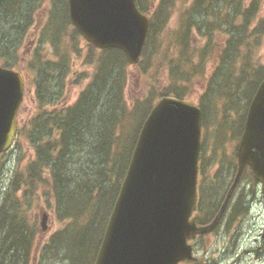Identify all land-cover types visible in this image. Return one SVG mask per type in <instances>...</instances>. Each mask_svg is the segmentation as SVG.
Segmentation results:
<instances>
[{"label":"trees","instance_id":"1","mask_svg":"<svg viewBox=\"0 0 264 264\" xmlns=\"http://www.w3.org/2000/svg\"><path fill=\"white\" fill-rule=\"evenodd\" d=\"M220 1L192 0L186 15L180 18L179 26L171 32L173 43L169 48H164L161 35L168 26L173 0H158L155 6L152 0H135L138 9L149 18V31L142 58L133 68L140 69L143 75L152 68H158L165 72L167 85L159 89L154 88L145 97L136 98L129 108L123 99L125 71L128 67L123 53L107 49L95 56L93 49L89 47L86 63H95L92 82L72 106L64 111H54L50 118L44 117V128L39 136L47 137L48 141L37 139L33 142L34 159L17 167L10 179L8 190L2 197L0 264H33L36 230L34 226L29 225L23 200L41 189L44 193L49 190L55 195L60 219L72 220L68 229L51 237L45 249V256H60L70 264H93L144 119L158 98L172 96L188 99L192 92V79L202 76L205 52H197L191 47L194 36H199L198 30L203 32L201 36L207 40L206 47H211L210 43L217 33L227 40L224 51L218 57L221 63L217 66V72L212 74L216 76L219 73V81L216 82L211 76L208 92H211L214 86L218 90L224 111L231 110L230 112L234 113L235 109L231 105L236 104L237 98L242 97L243 113L237 114L236 117L232 115L235 119L230 126L226 121L231 114L219 123L222 136H218V139L225 136L224 129L228 128L232 135L229 140H237L244 122L245 110L258 84L264 79V64L256 63L252 56L253 49L262 43L264 37V9L260 12L262 0H250L247 6L242 5L241 0H222L228 8L223 12ZM22 3L23 0H0V17L9 18L16 15ZM58 4L57 7L53 3L48 24L42 29L43 35L49 29L57 32V38L52 37V40H49L56 48V54L59 50L56 42L62 40L64 29L67 27L63 19L69 25L66 0H59ZM33 6L29 13L37 9L39 4ZM258 13L261 15L254 25L253 21ZM21 16L23 17V14ZM31 23L32 18L27 15L25 20L17 19L11 25L10 32L15 33L14 40L9 46L7 43L0 44L2 67L20 69L18 62L21 56H17V51L27 37ZM226 27H231L233 33L225 31ZM76 36L74 32L73 40ZM71 52L79 54L76 48ZM64 55L68 56V52L64 51ZM155 57L158 58L156 62ZM195 59L196 62H193ZM35 60L28 61L25 68L36 75L44 73ZM101 96L103 98H99ZM96 101L102 110L101 117L105 115L106 118L100 119L102 126L96 129V133H91L95 138L91 143L94 159L89 152L92 157L89 159L91 163L88 169L83 175L68 182L67 176L71 172L68 164L73 153L70 147L85 141V132L82 130L96 108ZM215 101H218V98H215ZM106 104L107 109L104 111ZM198 105L204 122V105ZM33 124H38V121H32L31 126ZM234 128L236 130L232 133ZM53 132H56L57 138L51 136ZM235 171L234 164V174ZM236 211L239 210L236 209L234 213Z\"/></svg>","mask_w":264,"mask_h":264},{"label":"rangeland","instance_id":"2","mask_svg":"<svg viewBox=\"0 0 264 264\" xmlns=\"http://www.w3.org/2000/svg\"><path fill=\"white\" fill-rule=\"evenodd\" d=\"M58 1L23 0L21 9L16 15H11L9 18L4 16L0 17V44L4 45L7 43L9 46L15 38V33L13 31L12 33L10 32L12 30L10 29L11 25L15 20H25L27 15H30L32 23L28 30L29 35L17 51V56H21L18 62L19 68L22 72H25L23 65L27 61L36 59L37 66H40L46 72H44L45 74L43 76L41 75L43 72L37 74L38 84L35 87H33L31 75H27L26 96L17 115L19 133L16 135L13 146L4 156L0 157V202L8 190L10 179L13 177L17 167L23 166L27 161L34 159L33 142L37 139H47V137L40 138L39 136V133L44 128L45 118H50L49 116L54 111H64L67 105L72 106L92 82V77L95 73V68L92 65L86 66L81 62L82 54L86 52V47L81 38H78V42L73 40L71 29H64L67 34L65 39L67 41L72 40L73 44L77 46V49L80 51V55L77 57L62 55L63 53L61 52L56 54V48L49 40H52V37L57 38V32H52L49 29L45 31L46 34L44 35L42 32L40 33L45 28V24H48L49 11L53 9V3L58 7ZM152 1L153 6L158 3V0ZM191 1L173 0V8L168 26L161 35L164 48H169L173 43L171 32L175 27L179 26L180 20L182 16L184 17L186 15ZM249 1L241 0V3L247 6ZM37 4H39L38 8L33 11L31 10L29 13L31 7ZM220 7L223 12L224 9H228L222 0L220 1ZM263 9L264 0H262L260 12ZM229 10H231L230 7ZM21 14H23V17ZM259 15L261 14L258 13L257 17L255 16V20L253 21L254 25ZM63 22L65 26H68L65 23V19H63ZM35 28H39L40 34L38 33L37 37L35 36L37 33V30L34 31ZM226 30L229 34L233 33L231 27H226ZM33 32L35 38L32 41ZM198 35V37L194 36L191 47L197 52L200 50L205 52V68L201 74L202 76H196L192 79V92L187 98L197 105L203 104L206 111V120L201 122L202 150H200L199 160V201L197 200V205L199 202V208L196 213L198 219L205 222L218 210L234 176V164L236 163V155H234L237 144L236 140L233 145L231 140H229V138H232V135L228 128L224 129L225 136L218 139V136H222L219 123L231 114L227 118L228 122L226 121L228 123L227 125L230 126L235 119L233 116L236 117L237 114L240 115L243 113L244 104L240 96L237 98V103L231 105L235 109V113L230 112L231 110L224 111L222 101L218 96V90L213 86L212 91L208 92L210 85L209 79L213 77L216 82L219 81V73L216 76H212V74L217 72V66L221 63V59L218 57L224 51V44H226L227 40L217 33L210 43L211 47H206L207 40L203 36H200V34ZM252 56L253 61L264 64V37L262 43L253 49ZM22 59L24 60L23 62L21 61ZM157 60L158 58L155 57L154 61L156 62ZM72 62L73 65L71 66ZM193 62H196V59ZM199 62L201 63V61ZM61 64L65 66V69L61 68ZM60 72L62 74L64 72L66 74L68 72L71 73L69 75L70 81L68 80V86L63 89L61 95L58 94L61 88L59 86L60 80L54 75L60 74ZM125 78L123 99L128 108L132 106L136 98L145 97L154 88L159 89L167 85L165 72L158 68H152L146 75H143L140 69L127 67ZM213 94L216 96H213ZM102 96L99 98H103ZM41 97L44 99H41ZM215 98H218V101H215ZM40 102L44 108L41 116L42 121L40 119L37 120ZM63 103L66 106H63ZM95 103L96 108L92 111L89 120L86 121L85 127L82 130L85 132V141L80 145L70 147L73 153L70 156V163L68 164V169L71 170L67 176L69 179L68 182L83 175V172L88 169L91 163L89 160L90 157L93 156L94 159V155L91 153V148L93 147L91 143L95 141V138L92 134L96 133V129L102 126L103 123L100 119L106 118L105 115L101 117L102 110H100L99 102L96 101ZM106 109L107 104L103 110L105 111ZM28 119H36L35 121H38V124H33L32 126L26 125ZM89 123H91L90 129H88ZM235 130L236 128H234L232 133ZM51 136L57 138L56 132H53ZM89 152L92 156L89 155ZM23 203L24 211L27 212L26 214L29 219V225L34 226L36 230L34 239L35 247L32 254L33 264H70L60 256H45V249L51 237L59 231L68 229V226L72 222L71 219H66L65 221L60 219L61 215L58 214L56 208L55 195L49 190L44 193L41 189L34 192V195L24 199ZM236 209L239 211L234 213ZM41 211H46L48 215V231L46 233H42L38 229ZM263 224L264 196L261 194L259 183L253 179L251 172L247 171L234 190L223 221L211 234L199 237L192 242L195 260L183 264H203L205 262H210L211 264H259L256 262V256L251 251L254 250L256 254L264 251L262 243L259 240H254L259 239ZM76 228L79 229L78 226ZM257 257L262 258L261 254H258Z\"/></svg>","mask_w":264,"mask_h":264},{"label":"water","instance_id":"3","mask_svg":"<svg viewBox=\"0 0 264 264\" xmlns=\"http://www.w3.org/2000/svg\"><path fill=\"white\" fill-rule=\"evenodd\" d=\"M71 25L99 50H121L129 65L142 53L148 19L135 0H67ZM19 73L0 66V154L10 147L22 101ZM200 110L186 100L161 98L139 131L94 264H178L192 259L187 241L212 230L249 166L264 195V80L248 107L237 148V171L213 221L189 220L196 201ZM48 216L40 214L45 233ZM264 238V229L262 233Z\"/></svg>","mask_w":264,"mask_h":264},{"label":"flooded vegetation","instance_id":"4","mask_svg":"<svg viewBox=\"0 0 264 264\" xmlns=\"http://www.w3.org/2000/svg\"><path fill=\"white\" fill-rule=\"evenodd\" d=\"M71 73H69L68 72V74H66L65 72L62 74V75H60L59 76V86L61 87L60 88V93H58L59 95H61L62 94V92H63V89L66 87V86H68V82L70 81L69 80V75H70ZM27 73L26 72H24L23 73V78H24V97L26 96V90H27V79H28V77H27ZM69 80V81H68ZM33 87H35V86H33ZM65 103H63L62 105L63 106H66V105H64ZM255 241H257V240H259L261 243H262V245L264 246V240L262 239V237H261V234L259 235V239H254ZM258 249H260V248H258ZM251 252H253L254 254L253 255H255L256 256V262L257 263H259V264H264V256L262 257V258H259V257H257V255L259 254H261V252H258L257 254H256V252L253 250V251H251Z\"/></svg>","mask_w":264,"mask_h":264}]
</instances>
